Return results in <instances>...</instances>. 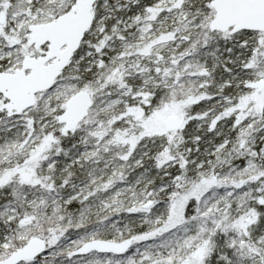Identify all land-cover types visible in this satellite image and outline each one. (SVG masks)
<instances>
[{"label": "snow or ice", "instance_id": "1", "mask_svg": "<svg viewBox=\"0 0 264 264\" xmlns=\"http://www.w3.org/2000/svg\"><path fill=\"white\" fill-rule=\"evenodd\" d=\"M0 264H264V0H0Z\"/></svg>", "mask_w": 264, "mask_h": 264}]
</instances>
